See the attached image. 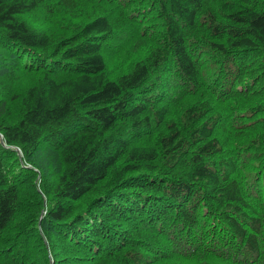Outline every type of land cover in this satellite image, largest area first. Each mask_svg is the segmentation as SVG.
<instances>
[{
    "label": "trees",
    "instance_id": "trees-1",
    "mask_svg": "<svg viewBox=\"0 0 264 264\" xmlns=\"http://www.w3.org/2000/svg\"><path fill=\"white\" fill-rule=\"evenodd\" d=\"M0 264H264V0H0Z\"/></svg>",
    "mask_w": 264,
    "mask_h": 264
}]
</instances>
